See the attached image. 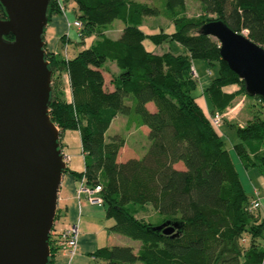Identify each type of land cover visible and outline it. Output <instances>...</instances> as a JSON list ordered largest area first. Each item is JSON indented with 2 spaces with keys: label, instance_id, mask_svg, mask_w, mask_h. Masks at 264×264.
I'll return each instance as SVG.
<instances>
[{
  "label": "trees",
  "instance_id": "1",
  "mask_svg": "<svg viewBox=\"0 0 264 264\" xmlns=\"http://www.w3.org/2000/svg\"><path fill=\"white\" fill-rule=\"evenodd\" d=\"M74 1L82 22L80 36L97 29V37L72 58L46 50L50 117L60 136L65 129L79 131L83 169L67 170L78 181L84 176L87 186H101V204L106 216L114 219L109 230L140 242L136 250L118 243L98 247V264H264V213L261 204L252 207L258 193L248 196L223 135L210 118L215 112L224 117L237 95L252 96L261 106L264 99L246 92L243 79L221 57L219 40L199 32L204 22L220 18L264 46V0H199L213 16L188 15L186 0ZM53 12H61L57 0L49 1L48 18ZM145 15L165 16L174 30L146 32ZM5 16L0 3V17ZM114 19L123 23L118 37L96 28ZM146 39L156 45L177 41L184 50L154 52ZM194 59L218 63L216 76L205 88L213 106L208 114L193 93L198 86ZM107 61L118 68L110 79L112 89L103 74ZM63 73L71 100L63 94ZM230 84L239 87L225 91L223 86ZM149 101L154 110L148 108ZM256 111L242 125H229L237 135L233 148L241 164L264 174V110ZM119 113L126 117L125 130L148 127L150 143L141 156L118 161L125 136L107 135V130ZM60 143L62 147L61 138ZM178 161L183 168L175 166ZM148 204L159 214L157 223L136 215ZM166 219L182 222L177 235L151 228ZM54 240L51 235L49 264L58 252Z\"/></svg>",
  "mask_w": 264,
  "mask_h": 264
},
{
  "label": "water",
  "instance_id": "2",
  "mask_svg": "<svg viewBox=\"0 0 264 264\" xmlns=\"http://www.w3.org/2000/svg\"><path fill=\"white\" fill-rule=\"evenodd\" d=\"M50 0H0V264H49V237L67 163L49 113L51 68L44 30ZM199 32L219 40L221 57L250 95L264 99V46L224 20ZM13 35V38L6 37ZM180 220L151 225L177 235Z\"/></svg>",
  "mask_w": 264,
  "mask_h": 264
},
{
  "label": "crops",
  "instance_id": "3",
  "mask_svg": "<svg viewBox=\"0 0 264 264\" xmlns=\"http://www.w3.org/2000/svg\"><path fill=\"white\" fill-rule=\"evenodd\" d=\"M71 19L74 18L70 13L63 14L62 12H57V13L53 12L49 15L48 22L45 27L44 35H43L44 46L46 50L56 52L57 51L56 44L58 43V41L60 39L61 40L64 39L65 37L69 38V34L71 33L70 29L73 26L68 24L71 21ZM111 27H114V25H111ZM121 28L122 26L119 25L118 30L114 35L107 32L106 34L112 38H116L119 36L121 32ZM73 33L78 35L76 27L75 30H73ZM66 43L65 45H67ZM179 46L180 45L177 44V47H174V51L180 52L184 50L183 47H179ZM151 48L154 50V52H159V53L168 50V48H166L164 50L158 51L156 50L155 47H151ZM108 63H110L113 66V68L109 69L110 77L107 79L104 66ZM206 63L207 66L210 67V69H215L217 65V71H218L217 62L211 64L206 61ZM104 66H103V74L105 77V83H107L106 86H108L109 89H112L113 84L110 82V79L112 77V73L117 72L118 68L115 65V63L112 61H107L104 64ZM192 66L193 69L196 71L198 78H200V73L194 64V60L192 62ZM216 74L213 75V77L216 76ZM212 78H209V80L202 82L201 92L198 94V96H195L197 103L200 105V107L206 114L211 112V110L213 109V106L210 103L208 99V95L205 91V88L210 84ZM238 87L239 86L237 84H230L223 86V89L227 92H231L236 90ZM65 90L67 95L66 99L71 100V89L69 86L68 78H67ZM247 99L248 97L245 94L237 95L233 99L232 103L230 104V106L227 107L225 111L222 121L221 131L217 130L220 134H222L223 136L225 134L229 135L230 131L226 130L228 128V126L226 125H229V123L232 122H237L239 125H242L243 123H245V121L248 118H250L253 115L252 111L253 112L256 111L254 106L248 109V111L245 114V117L240 118V112L244 109L245 105L249 104V102L252 103L251 100H247ZM150 102L152 101L147 102V106L149 109L154 110L153 108H150ZM230 108H233L235 110V113L233 114L229 113L228 110ZM143 127H147V126L141 125L139 127H133V128L136 130ZM125 139L127 138L125 137ZM231 141L235 142L236 140L235 138H231ZM234 142H232V145ZM126 144H127V140H125L124 145L120 148L118 152L117 155L118 161L125 160L122 157H120V155H121V151L123 150ZM62 149L63 151L65 150L63 146ZM262 149L264 150V146H262ZM229 151L231 153V148L229 149ZM231 156L236 165V161L232 153ZM130 157H138V156L133 155V156H129L128 158ZM246 170L249 175V168H246ZM250 179L253 184L252 189L250 190V194L251 196H253L254 192L257 191L261 204V210L264 213V174L256 172L253 175V177ZM77 185H78L77 178L70 171H67L66 168L65 172L62 175V179L58 190L57 212H56L57 215L55 217L53 227L56 229H60L64 226L75 223L78 229L77 245H76V252L71 258L68 256V254L58 251L53 257V264H69V262L71 264H98L101 262V260L94 255L95 250L102 245L112 244L115 239L120 240L121 237L123 236L120 233L109 230V227L110 225L113 224L114 219L106 216L105 208L102 204L92 203L88 201L86 195L83 193L80 194V196H78ZM58 214L60 215L59 217Z\"/></svg>",
  "mask_w": 264,
  "mask_h": 264
},
{
  "label": "rangeland",
  "instance_id": "4",
  "mask_svg": "<svg viewBox=\"0 0 264 264\" xmlns=\"http://www.w3.org/2000/svg\"><path fill=\"white\" fill-rule=\"evenodd\" d=\"M141 1H146L148 3H155L157 0H141ZM64 7V11H61L63 14L70 13L72 17L78 18V9L76 6V3L74 0H60ZM187 2V14L192 15V16H198V15H204V16H213L211 13H207L204 11L203 7L201 6V2L199 0H186ZM68 19V18H67ZM73 19H71L72 21ZM111 25H114V27H111ZM121 25L123 26V23L120 19H114L112 22L106 23L104 25H97L96 28H99L100 30L104 31L105 33H111L115 34L118 30V26ZM142 29L145 30L146 32H156L160 29H164L165 31H172L174 30V25L173 23L166 18L163 15H145L144 16V22L142 24ZM73 30H75L74 25L71 27L70 31L71 33L69 34V38L65 37L64 39H60L58 43L56 44V52L60 56H63L65 58H72L74 57L81 49L90 46L94 39L97 37L96 31L97 29L91 31V32H86L83 37L80 35L74 34ZM81 37V38H80ZM67 42V43H66ZM65 43L67 45H65ZM146 45L148 48L155 47L156 50H164L166 48H171L174 50V47H177V44L180 45L179 47H184L181 43L177 41H169V42H163L162 44H154L148 39L145 40ZM194 64L197 67V70L200 73V78H198V86L196 89H194L193 93L195 96H198V94L201 92V87H202V82H205L206 80H209V78H212L213 75L216 74L217 71V65L215 69H210L209 66H207V63L205 60L202 59H194ZM218 64V63H217ZM105 72L107 79L110 77L109 74V69H112L113 66L108 63L105 66ZM210 69V71H209ZM108 72V73H107ZM62 86H63V94L64 97L66 98V82H67V76L66 73L62 74ZM107 84V83H106ZM247 100H251L249 104L245 105L244 109L240 112V118L245 117L246 112L248 111L249 108L253 107L257 109L264 110V105L261 106V102H259L257 99L255 100L254 97L248 96ZM246 100V101H247ZM150 108H155V105L153 102H150ZM229 113L233 114L235 113V110L233 108H230L228 110ZM227 112V113H228ZM257 111H252V113H256ZM125 115L122 113L117 114V116L112 120L108 130H107V135L113 134L116 132H121L127 139V144L124 146L123 150L121 151L120 157L123 159L128 158L129 156L137 155L141 156L142 154L145 153L149 146V138L147 136V127H143L140 129H133L130 128L129 130H125L124 128V123H125ZM241 120V119H240ZM223 121V118H222ZM222 121L220 126H216L217 130L221 131L222 128ZM228 126L226 130H229L230 133L229 135L225 134L223 136L225 140V146L230 149L231 148V153L234 156V159L236 161V167L240 176V179L242 181V184L246 191L248 192V196L250 197V190L252 189V181L250 178L253 177V175L257 173H261L257 167H250L249 168V175L247 173L246 168L241 164V161L239 158L237 159V154L235 149L233 148L231 138H235L237 140V135L235 133V130L233 127ZM61 141L63 143L64 151L65 154L68 156L67 159V167L69 169H73L75 171H81L83 167V154L81 151V143H80V135L79 131L77 129H65L61 133ZM245 146L248 150H250L249 144L246 142ZM261 146H264V141L261 143ZM63 150V149H62ZM253 150V149H252ZM236 156V157H235ZM176 167L183 168L184 164L182 161H178L175 165ZM68 171V170H67ZM57 215V213H56ZM137 216L143 217L145 220H151L152 222H158L159 220V214L152 208L150 204H148L147 208L144 210L141 209L136 213ZM60 215L58 214V217ZM113 243H118V244H130L133 246L134 250H136L139 246V241L132 239L128 236L123 235L120 240L115 239ZM244 244H246L244 242Z\"/></svg>",
  "mask_w": 264,
  "mask_h": 264
},
{
  "label": "built area",
  "instance_id": "5",
  "mask_svg": "<svg viewBox=\"0 0 264 264\" xmlns=\"http://www.w3.org/2000/svg\"><path fill=\"white\" fill-rule=\"evenodd\" d=\"M57 2H58V5L61 11H64V7L62 3L60 2V0H57ZM68 24L74 25L77 28L78 35H80L81 33L80 30L82 27V22L80 19L75 18L72 21H70ZM193 74L197 75L194 69H193ZM222 117H223V113H220V112H215L214 114L210 115L211 121L215 126H218L221 123ZM63 157L67 163L68 156L65 154V152L63 153ZM100 189H101V186L98 184L93 187L87 186L85 184L84 176H82L81 179L78 181V185H77L78 196H80L81 193H85L87 200L92 203L101 204L102 199L100 195L98 194V191ZM259 205H260L259 199L253 200L252 207H258ZM56 231H58L59 233L57 234ZM51 235H53L55 239L54 240L55 249H57V251L59 252H64L68 254V256L71 258L76 252L77 236H78L77 225L75 223L69 224L58 230L53 227L50 232V237ZM69 264L71 263L69 262Z\"/></svg>",
  "mask_w": 264,
  "mask_h": 264
},
{
  "label": "bare ground",
  "instance_id": "6",
  "mask_svg": "<svg viewBox=\"0 0 264 264\" xmlns=\"http://www.w3.org/2000/svg\"><path fill=\"white\" fill-rule=\"evenodd\" d=\"M62 152H63V150H62ZM67 168V167H66Z\"/></svg>",
  "mask_w": 264,
  "mask_h": 264
}]
</instances>
